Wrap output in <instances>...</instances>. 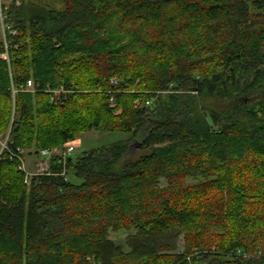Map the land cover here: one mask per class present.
I'll return each mask as SVG.
<instances>
[{"label":"trees","instance_id":"trees-1","mask_svg":"<svg viewBox=\"0 0 264 264\" xmlns=\"http://www.w3.org/2000/svg\"><path fill=\"white\" fill-rule=\"evenodd\" d=\"M8 13L11 151L127 138L52 158L30 183L5 151L0 264H264V0H23ZM29 80L67 92L13 95ZM122 230L123 246L110 238Z\"/></svg>","mask_w":264,"mask_h":264},{"label":"built area","instance_id":"built-area-1","mask_svg":"<svg viewBox=\"0 0 264 264\" xmlns=\"http://www.w3.org/2000/svg\"><path fill=\"white\" fill-rule=\"evenodd\" d=\"M22 2L23 0H0V40L3 42V45H2L3 51L0 53V59L6 61L8 64H10L9 49L12 46L10 39L18 35V30L12 24L8 12L13 6H17V7L21 6ZM113 82L115 83V81ZM18 91L31 92L34 94L38 92H45L51 95L52 101L59 100L60 96L67 92L63 87H60L57 90H53L50 87L42 89L41 84L36 83L34 80H29L26 86L22 87L19 90H16L15 88H13V95H16ZM80 146H81L80 140L76 139V140L66 143L65 149L61 152H58L57 150H54V149L53 150L47 149V150H42L40 153H41V157H47V158H51L54 154L57 155L58 153H60L58 154L60 155L59 158L63 159L64 161L67 157L71 156ZM5 151L8 152L9 158L11 160L17 159L21 161L19 170L24 172L26 174V177L32 174V173L30 174V171H28V168L22 158V153L20 152L15 153L11 151V149L8 146V139L6 143H2V149L0 151V161L5 159L4 157ZM43 170H44V167L39 166L37 173H34L32 177L44 174L45 172ZM237 253L241 255L240 251H238ZM257 255L261 257L262 253L258 252ZM243 256L250 257L252 255L243 254Z\"/></svg>","mask_w":264,"mask_h":264},{"label":"rangeland","instance_id":"rangeland-1","mask_svg":"<svg viewBox=\"0 0 264 264\" xmlns=\"http://www.w3.org/2000/svg\"><path fill=\"white\" fill-rule=\"evenodd\" d=\"M127 136L121 134V133H114V134H109V133H101V132H97L95 130L91 131V132H87L82 134L80 137H78L77 139L80 140L81 142V146L72 154L73 157H78L80 156L83 152L88 151V150H92L95 148H99L101 146H105V145H109L111 143L120 141V140H124L126 139ZM9 141V132L3 135H0V151L2 149V143H6V141ZM66 145V143H65ZM65 145L63 147H55L53 148L54 150H57L58 152H61L65 149ZM139 144L134 143L131 147L130 150V155L131 157H136L139 155ZM51 149V150H53ZM30 153V152H29ZM27 150L22 151V158L26 164L27 160H28V156L29 155H33V156H37V158L41 159V155H34V154H29ZM32 153H35V151H33ZM60 154V153H58ZM56 155L54 154L51 158H47L44 157L45 159L43 161H41V164H39V166H43L44 167V172L48 173L50 171V166H51V159L52 158H58L59 160H57L56 162L58 163V161H61L60 155ZM7 155H4V157H6ZM21 165V164H20ZM27 166V164H26ZM38 166V167H39ZM38 167L37 165H33L32 167H27L28 171H30V176L26 177L25 174V182L30 183L31 179L30 177H32V175L34 173H37L38 171ZM42 171V172H43ZM34 177V176H33ZM30 178V179H29ZM69 179L74 182V183H80V180L77 179L75 176L73 175H69ZM161 186L162 187H166L167 186V181L163 180L161 182ZM132 232H128L125 230L119 231V232H110V238L117 244V245H124L125 243V239L126 237L131 234ZM181 246H183V241H181Z\"/></svg>","mask_w":264,"mask_h":264},{"label":"crops","instance_id":"crops-1","mask_svg":"<svg viewBox=\"0 0 264 264\" xmlns=\"http://www.w3.org/2000/svg\"><path fill=\"white\" fill-rule=\"evenodd\" d=\"M27 151H28V153L30 152L29 154H34V153H32L34 150H27ZM44 159H45L44 157H41V159H40V158H37V156L29 155L28 160L26 162L27 167L28 166L32 167L33 165H37V167H38L39 164H41V161H43Z\"/></svg>","mask_w":264,"mask_h":264},{"label":"bare ground","instance_id":"bare-ground-1","mask_svg":"<svg viewBox=\"0 0 264 264\" xmlns=\"http://www.w3.org/2000/svg\"><path fill=\"white\" fill-rule=\"evenodd\" d=\"M30 178H31V177H30ZM30 178H29V179H30Z\"/></svg>","mask_w":264,"mask_h":264}]
</instances>
